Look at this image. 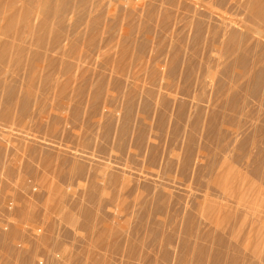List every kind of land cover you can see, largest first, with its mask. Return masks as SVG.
<instances>
[{"label":"rangeland","instance_id":"374dc122","mask_svg":"<svg viewBox=\"0 0 264 264\" xmlns=\"http://www.w3.org/2000/svg\"><path fill=\"white\" fill-rule=\"evenodd\" d=\"M2 1L0 264H182L184 260L191 264L195 262V251L198 252L200 247H208L209 250L215 248L210 254L209 250L205 249V254H209L208 257L205 255L206 263L211 264L218 251H231L230 246L227 248V244L231 245L230 242L232 246L243 249L244 256L246 255L243 260L246 258L247 264H264V183L260 181H264V175L260 173L263 178L257 175L260 179H252L254 176L251 172L253 168H256L253 171L255 176L259 169L264 172V153L257 149L262 142L260 146L264 151V129L261 130L264 126L260 127L264 122V93H261L263 87L258 89L263 95L259 94L263 99L261 100L257 98L258 94L249 89L248 84L251 82L248 79H237L238 83H233L234 73H221L227 64L226 61L230 60V57L225 58L222 42H217L216 38L215 41L212 40L215 42L213 44L203 36L202 41L197 44L193 36L200 21V24L206 23L204 27L208 23L211 24L212 29L214 25L224 22L218 13L207 8V4L211 2L215 9L225 14V30L229 27L227 29L230 31H227L232 32L226 31L229 33L226 34L228 37L234 32V42L247 47L250 53L248 56L258 52L264 53V34L260 36L252 31L248 33L247 27H240L230 21V18H233L249 26H254L255 23L258 26L260 23L259 26L264 28V19L261 18L263 16L256 11L257 4H264V0H87L86 5L81 2L79 6L78 2H68L67 9L65 8L68 11H64L66 14L64 13L62 18L54 11L58 3L55 1L56 3L50 2L53 8L45 19L42 18L44 15L39 13L44 7L41 6L44 5L43 0ZM219 2L226 3L224 5ZM58 5L60 2L57 8ZM24 9H31L29 11L32 12ZM25 15L30 17L28 21ZM79 16H83L82 19ZM43 19L46 27L40 30ZM246 34L253 37L249 36L247 39ZM227 36L225 43L230 40ZM227 58L228 60H225ZM200 75L208 76L204 78L205 82ZM218 81L222 82L219 85L223 84L238 97L228 95L227 92L231 93L228 90L221 92ZM184 87H187V90ZM188 89H191L189 95L182 92ZM249 91L255 95L252 97ZM233 92L231 94H234ZM214 93H217V96ZM222 93H225L227 99L232 97V102L226 100ZM214 119L217 125L224 120L227 125L231 124L227 128L224 121L226 126L221 123L217 126ZM209 120L214 122L217 132ZM209 125H212V128ZM219 126L222 129H218ZM227 131L230 134L226 133ZM221 132L226 138L219 134ZM251 133L257 135L254 137ZM250 136L256 148L251 144L253 141L248 140ZM254 138L260 143L256 144ZM241 140L245 142L243 143L246 150L243 145L238 146L237 143ZM224 142H230V146H225ZM217 143L219 147L216 146ZM246 143L248 144L245 145ZM250 147L254 153H261L262 163L255 159L256 165L252 164L254 157ZM247 150V155L252 158L246 155ZM258 153L254 156L259 160L256 156ZM241 156H246L245 160ZM213 158H217V162L221 161L214 166L216 161L213 162ZM208 161L214 167L209 166ZM204 163H207V168H212L209 169L212 173ZM197 165L205 168L199 172ZM195 169L198 173H203L202 177L211 178L209 186H206V183H209L206 179H199V183L205 184L198 183L201 174H197ZM236 170H241L244 178ZM247 170H250L249 174L253 177L246 174ZM194 183L201 187L197 188ZM203 186L208 187L206 189L210 193L206 194ZM197 197L199 198L196 200ZM210 199L220 203L211 202ZM189 213L193 215L188 216ZM187 218L193 220V223L197 222L191 224L192 221ZM190 224L197 226L192 227L196 234L199 230L197 236ZM198 225L203 228L199 229ZM209 227L214 230L208 229ZM189 229L194 234H191ZM207 230H212L213 236L207 234ZM200 231L206 234L200 235ZM197 237L206 238V241L202 240L204 245L197 243ZM198 241L202 243L201 240ZM207 242L209 244H206ZM237 248L234 247L232 252H237ZM184 252L189 256L184 255ZM222 253L220 259L224 257L225 262H228L230 259L226 261V258L228 259L230 252L224 256ZM236 254L234 256L242 262L243 255ZM180 256L183 258H178ZM210 256H213L212 260ZM234 259L238 260L236 257ZM237 262L235 264H241Z\"/></svg>","mask_w":264,"mask_h":264},{"label":"bare ground","instance_id":"6f19581e","mask_svg":"<svg viewBox=\"0 0 264 264\" xmlns=\"http://www.w3.org/2000/svg\"><path fill=\"white\" fill-rule=\"evenodd\" d=\"M4 1H5V0H4ZM7 1H8V0H7ZM31 1H32V0H31ZM34 1H37V0H34ZM41 1H42V0H40V2H41ZM55 1L58 2V3L60 2V5H58V8H57V4H58V3L56 4V6H55L56 9H55L54 11H55L56 14L59 15V17H61V18H62V16H64V13H65L64 11H66L65 8H66V6L68 5V4H67L68 2H69V3H70V2H71V3H72V2H78L77 6H79V4H81V2H84L85 5H86V3H87V0H74V1H73V0H43L42 2H44V3H42V4H44V5H41V6H44V7H43L42 9H40L41 11H39V13L41 12L42 15H44V17H42V18L45 19V18L49 15L50 11L52 10L51 8H53V7H51V4H52V3H50V2H55ZM88 1H89V0H88ZM90 1H91V0H90ZM147 1H148V0H147ZM152 1H153V0H152ZM165 1H166V0H165ZM195 1H196V0H195ZM254 1H255V0H254ZM1 2H3V1L0 0V3H1ZM29 2H30V1H29ZM56 2H55V3H56ZM79 2H80V3H79ZM107 2H108V1H107ZM159 2H160V1H159ZM159 2H158V3H159ZM200 2H201V0H200ZM256 2H257V1H256ZM55 3H54V4H55ZM150 3H151V1H150ZM168 3H169V2H168ZM190 3H191V2H190ZM203 3H204V1H203ZM219 3H222V4L225 5L226 2H219ZM148 4H149V3H148ZM222 4H221V5H222ZM11 5H12V3H11ZM15 5H16V4H15ZM38 5H40V4H38ZM85 5H84V6H85ZM144 5H145V4H144ZM171 5H172V4H171ZM195 5H196V4H195ZM215 5L217 6L216 3H215ZM52 6H54V5H52ZM70 6H71V4H70ZM70 6H69V7H70ZM80 6H81V5H80ZM122 6H123V5H122ZM137 6H138V5H137ZM164 6H165V5H164ZM168 6H169V5H168ZM12 7H13V6H12ZM12 7H11V8H12ZM30 7L32 8V6H30ZM33 7H34V6H33ZM38 7H39V6H38ZM75 7H76V6H75ZM153 7H154V5H153ZM192 7H193V5H192ZM7 8H8V7H7ZM15 8H16V7H15ZM28 8H29V7H28ZM39 8H41V7H39ZM70 8H71V7H70ZM79 8H80V7H79ZM85 8H86V7H85ZM172 8H173V7H172ZM189 8H190V7H189ZM207 8H208L210 11H212V12H216V13H218L219 16L222 17V18L224 19V20H223L224 22H223V23L218 22V23H220V24H218V25H216V26H215L214 24H212V25H214V26H213V29H212V27H211V24H209V23H208V25H207L206 27H204V25H205L206 23L203 25V24H200L201 21L198 22V25L196 24V25H197V32H196L195 35H193V36H195V39H196V40H195V43L198 44V42L203 38V36H204L205 38H208V39L211 40V41H212V40L215 41L216 38H217V39H218L217 42H222V44L224 45V46L222 45V47H223V51H224L225 58H226V57H228V58L230 57V60H228V58L225 59V60H228V61H226L227 64L224 65L223 72H221V73H222V74H225V75H226V73H230L229 75H231V73H234V75H233V77H232V78H233V83H235V82L238 83V80H237V79H241V78H246V79H248V80L251 82V83L248 82V83H250V84H248V85H249V89H250L252 92H255V94H258V95H257V98H258V97H259V94H261L262 91H263V93H264V90H263V89H264V53H259V52H258V53H254L253 55L251 54V55L248 56V53H249V52H248V48H247V47H243L241 44L234 42V41H235V40H234V37H233V36L235 35L234 32H233V34H231V35L229 36L230 38L227 36V35H229V33H232V32H229L230 30L227 29V28H229V27H227L226 30H225V14H223L222 11H218V9H215V6H214L211 2H210L209 4H207ZM218 8H220V7H218ZM256 8H257L256 11H257L261 16H263V17H261V18L264 19V4H262V5H260V6H258V4H257V7H256ZM66 9H67V8H66ZM86 9H87V8H86ZM86 9H85V11H86ZM88 9H89V8H88ZM127 9H128V8H127ZM131 9H132V8H131ZM150 9H151V8H150ZM204 9H205V8H204ZM232 9H233V8H232ZM250 9H251V8H250ZM21 10H22V9H21ZM24 10H25V9H24ZM26 10H28V9H26ZM26 10H25V11H26ZM29 10H31V9H29ZM29 10H28V11H29ZM81 10H82V8H81ZM81 10H80V11H81ZM83 10H84V9H83ZM140 10H141V9H140ZM169 10H170V9H169ZM172 10H173V9H172ZM194 10H195V9H194ZM221 10H222V9H221ZM0 11H1V10H0ZM15 11H16V10H15ZM34 11H35V10H34ZM54 11H52V12H54ZM67 11H68V10H67ZM67 11H66V12H67ZM157 11H158V10H157ZM207 11H208V10H207ZM233 11H234V10H233ZM31 12H32V11H31ZM31 12L29 11V13H31ZM52 12H51V13H52ZM55 12H54V13H55ZM136 12H137V11H136ZM224 12H225V10H224ZM254 12H255V10H254ZM1 13H2V11H1ZM4 13H5V12H4ZM36 13H37V12H36ZM78 13H79V12H78ZM80 13H81V12H80ZM85 13H86V12H85ZM127 13H128V12H127ZM130 13H131V10H130ZM130 13H128V14H130ZM157 13H158V12H157ZM160 13H161V12H160ZM164 13H165V12H164ZM5 14H6V13H5ZM13 14H15V13H13ZM65 14H66V13H65ZM73 14H74V13H73ZM87 14H88V11H87ZM113 14H114V13H113ZM192 14L194 15V13H192ZM208 14H209V13H208ZM232 14H233V13H232ZM252 14H253V13H252ZM16 15H17V14H15V16H16ZM84 15H85V14H84ZM91 15H92V14H91ZM135 15H138V14H135ZM156 15H157V14H156ZM174 15H175V14H174ZM202 15H203V14H202ZM233 15H234V14H233ZM12 16H13V15H12ZM15 16H14V17H15ZM38 16H39V15H38ZM54 16H55V15H54ZM54 16H53V17H54ZM85 16H86V15H85ZM113 16H114V15H113ZM132 16H133V15H132ZM210 16H211V15H210ZM258 16H259V15H258ZM6 17H7V16H6ZM9 17H10V16H9ZM24 17L26 18L27 15H25ZM28 17H29V16H28ZM28 17H27V18H28ZM77 17H78V16H77ZM79 17H80V16H79ZM82 17H83V16H82ZM82 17H80V18L82 19ZM86 17H87V16H86ZM119 17H120V16H119ZM133 17H134V16H133ZM211 17H212V16H211ZM233 17H234V16H233ZM25 18H24V19H25ZM27 18H26V19H27ZM29 18H30V17H29ZM29 18L27 19V21L29 20ZM33 18H34V17H33ZM35 18H36V16H35ZM42 18H41V19H42ZM47 18H48V17H47ZM64 18H65V17H64ZM80 18H79V19H80ZM161 18H162V17H161ZM173 18H174V17H173ZM173 18H172V20H173ZM192 18H193V17H192ZM5 19H6V18H5ZM5 19H4V20H5ZM7 19H9V18H7ZM13 19H14V18H13ZM36 19H37V18H36ZM41 19H40V20H41ZM44 19L42 20L41 26H40L39 24H37V25L40 26V30H41V29L44 30L45 27H46V26H45V25H46V24H45L46 22H45ZM55 19H56V17H55ZM90 19H91V18H90ZM121 19H122V18H121ZM155 19H156V18H155ZM182 19H183V18H182ZM200 19H201V18H200ZM209 19H210V18H209ZM217 19H218V17H217ZM230 19H231L230 21H231L233 24H238V25H240V27H247V32H248V33H250V32L252 31L253 34H257V35H260V36H262V34H264V28L261 27V26H259L260 23H258V24H259L258 26H256L257 23H255L254 26H253V25H252V26H249V25H246V24L244 25L243 23H240V21L238 22L237 20H235V19H233V18H230ZM37 20H38V19H37ZM83 20H84V19H83ZM87 20H88V19H87ZM93 20H94V19H93ZM93 20H91V21H93ZM167 20H168V19H167ZM194 20H195V18H194ZM5 21H6V20H5ZM9 21H10V20H9ZM30 21H31V20H30ZM46 21H48V20L46 19ZM81 21H82V20H81ZM131 21H132V20H131ZM197 21H198V20H197ZM258 21H259V19H258ZM15 22H16V21H15ZM15 22H14V23H15ZM40 22H41V21H40ZM55 22H56V21H55ZM61 22L63 23V21H61ZM77 22H78V21H77ZM84 22H85V21H84ZM88 22L91 24L90 20H89ZM124 22H125V21H124ZM143 22H144V21H143ZM207 22H208V21H207ZM213 22H214V21H213ZM231 22H230V24H231ZM251 22H252V21H251ZM9 23H11V22H9ZM14 23H13V24H14ZM36 23H37V22H36ZM53 23H54V21H53ZM85 23H86V22H85ZM139 23H140V22H139ZM194 23H195V22H194ZM194 23H193V24H194ZM216 23H217V22H216ZM1 24H2V23H1ZM18 24H19V23H18ZM31 24H32V23H31ZM55 24H56V23H55ZM90 24H89V25H90ZM114 24H115V23H114ZM128 24H129V22H128ZM170 24H171V23H170ZM228 24H229V23H228ZM233 24H232V25H233ZM249 24H250V23H249ZM252 24H253V23H252ZM11 25H12V24H11ZM14 25H15V24H14ZM19 25H20V24H19ZM47 25H48V24H47ZM226 25H227V24H226ZM262 25H264V24H262ZM6 26L9 27L7 24H6ZM12 26H13V25H12ZM22 26H23V25H22ZM49 26H50V25H49ZM53 26H54V25H53ZM53 26H52V27H53ZM60 26H61V24H60ZM115 26H116V24H115ZM126 26H127V24H126ZM132 26H133V25H132ZM172 26H173V25H172ZM194 26H195V25H194ZM229 26H231V25H229ZM7 27H5V28L7 29ZM14 27H15V26H14ZM14 27H13V28H14ZM30 27H31V26L29 25V28H30ZM55 27H56V26H55ZM129 27H130V26H129ZM129 27H128V28H129ZM133 27H135V26H133ZM136 27H137V26H136ZM173 27H174V26H173ZM195 27H196V26H195ZM233 27H235V25H234ZM10 28H12V27H10ZM10 28H9V29H10ZM17 28H18V27H17ZM29 28H28V29H29ZM59 28H60V27H59ZM84 28H85V25H84ZM119 28H121V27H119ZM138 28H139V27H138ZM190 28H191V27H190ZM2 29H3V28H2ZM24 29H25V28H24ZM36 29H37V28H36ZM49 29H50V28H49ZM52 29H53V28H52ZM57 29H58V28H57ZM85 29H86V28H85ZM131 29H132V28H131ZM183 29H184V28H183ZM231 29H232V27H231ZM234 29H235V28H234ZM19 30H20V29H19ZM31 30H32V29H31ZM55 30H56V29H55ZM90 30H91V29H90ZM128 30H129V29H128ZM143 30H144V29H143ZM186 30H187V28H186ZM227 30H229V31H227ZM238 30H239V29H238ZM244 30H245V29H244ZM2 31H3V30H2ZM10 31H11V29L9 30V32H10ZM56 31H57V30H56ZM63 31H64V30H63ZM80 31H81V30H80ZM91 31H92V30H91ZM118 31H119V30H118ZM145 31H146V30H145ZM195 31H196V30H195ZM195 31H194V32H195ZM226 31L229 32V33H227ZM231 31H232V30H231ZM242 31H243V30H242ZM249 31H250V32H249ZM5 32H7V31H5ZM14 32H15V31H14ZM18 32H19V31H18ZM48 32H49V31H48ZM78 32H79V30H78ZM98 32H99V31H98ZM137 32H138V31H137ZM150 32H151V31H150ZM178 32H179V31H178ZM245 32H246V31H245ZM1 33H2V32H1ZM37 33H38V32H37ZM56 33H57V32H56ZM58 33H59V31H58ZM83 33H84V32H83ZM121 33H122V32H121ZM121 33H120V34H121ZM141 33H142V32H141ZM172 33H173V32H172ZM172 33H171V34H172ZM191 33H192V32H191ZM5 34H6V33H5ZM19 34H20V33H19ZM39 34H40V33H39ZM47 34H48V33H47ZM73 34H74V33H73ZM73 34H72V35H73ZM77 34H78V33H77ZM118 34H119V33H118ZM145 34H146V32H145ZM226 34H227V35H226ZM0 35H1V34H0ZM45 35H46V34H45ZM50 35H51V34H50ZM56 35H57V34H56ZM60 35H61V34H60ZM132 35H133V34H132ZM134 35H135V34H134ZM155 35H156V34H155ZM185 35H186V34H185ZM188 35H189V34H188ZM246 35H247V36H246L247 39L251 37L250 35H249V36H250V37H249L248 34H246ZM7 36H8V35H7ZM37 36H38V35H37ZM65 36H66V35H65ZM125 36H126V35H125ZM225 36H227L228 39H230V40H227V41H226L227 43H225ZM5 37H6V36H5ZM56 37H57V36H56ZM126 37H127V36H126ZM128 37H129V36H128ZM137 37H138V36H137ZM137 37H135V38H137ZM164 37H165V36H164ZM227 37H226V38H227ZM252 37H253V36H252ZM252 37H251V38H252ZM254 37H255V36H254ZM15 38H16V37H15ZM31 38H32V37H31ZM40 38H41V36H40ZM42 38H44V37H42ZM58 38H59V37H58ZM58 38H56V39H58ZM77 38H78V37H77ZM133 38H134V37H133ZM205 38H204V39H205ZM17 39H18V38H17ZM36 39H37V38H36ZM75 39H76V38H75ZM125 39H127V38H125ZM130 39H132V38H130ZM160 39H161V38H160ZM45 40H46V39H45ZM92 40H93V39H92ZM174 40H175V39H174ZM190 40H192V39H190ZM209 40H207V41L209 42ZM10 41H11V39H10ZM83 41H84V40H83ZM111 41H112V40H111ZM130 41H131V40H130ZM179 41H180V40H179ZM201 41H202V40H201ZM201 41H200V42H201ZM207 41H206V42H207ZM41 42H42V41H41ZM98 42H99V41H98ZM132 42H133V41H132ZM159 42H160V41H159ZM161 42H162V41H161ZM193 42H194V41H193ZM208 42H207V43H208ZM212 42H213V41H212ZM17 43H19V42H17ZM42 43H43V42H42ZM133 43H134V42H133ZM214 43H215V42H213V44H214ZM228 43H229V44H228ZM19 44H20V43H19ZM24 44H26L25 41H24ZM43 44H44V43H43ZM95 44H96V43H95ZM98 44H99V43H98ZM163 44H164V43H163ZM168 44H169V43H168ZM203 44H204V43H203ZM208 44H209V43H208ZM231 44H232V45H231ZM1 45H2V43H1ZM7 45H8V44H7ZM13 45H14V44H13ZM22 45H23V43H22ZM48 45H49V44H48ZM92 45H93V44H92ZM199 45H200V44H199ZM243 45H244V44H243ZM17 46H18V45H17ZM43 46H44V45H43ZM105 46H106V45H105ZM227 46H228V47H227ZM249 46H251V44H250ZM2 47H3V46H2ZM10 47H11V46H10ZM12 47H13V46H12ZM14 47H15V46H14ZM32 47H33V46H32ZM35 47H36V46H35ZM44 47H46V46H44ZM114 47H115V46H114ZM173 47H174V46H173ZM199 47H200V46H199ZM216 47H217V46H216ZM101 48L103 49V47H101ZM134 48H135V47H134ZM178 48H179V47H178ZM193 48H194V47H193ZM5 49H6V48H5ZM107 49H108V48H107ZM138 49H139V48H138ZM173 49H174V48H173ZM182 49H183V48H182ZM22 50H24V49H21V51H22ZM184 50H185V49H184ZM194 50H195V49H194ZM3 51H4V49H3ZM63 51H64V50H63ZM100 51H101V50H100ZM100 51H99V52H100ZM106 51H107V50H106ZM7 52H8V51H7ZM25 52H26V51H25ZM25 52H24V53H25ZM107 52H109V51H107ZM177 52H178V51H177ZM190 52H191V51H190ZM190 52H189V53H190ZM216 52H217V51H216ZM4 53H5V52H4ZM183 53H184V52H183ZM13 54H14V52H13ZM19 54H20V53H19ZM19 54H17V55H19ZM22 54H23V52H22ZM44 54H45V52H44ZM140 54H141V53H140ZM150 54H151V53H150ZM249 54H250V53H249ZM14 55H15V54H14ZM24 55H25V54H24ZM185 55H186V54H185ZM187 55H188V54H187ZM221 55H222V54H221ZM224 55H223V56H224ZM87 56H88V55H87ZM101 56H102V55H101ZM191 56H192V55H191ZM214 56H215V55H214ZM55 57H56V56H55ZM84 57H85V56H84ZM132 57H133V56H132ZM194 57H195V56H194ZM198 57H199V56H198ZM45 58H46V57H45ZM146 58H147V57H146ZM199 58H200V57H199ZM7 59H8V58H7ZM9 59H10V58H9ZM22 59H23V58H22ZM26 59H27V58H26ZM95 59H96V58H95ZM98 59H99V58H98ZM106 59H107V58H106ZM12 60H13V59H12ZM149 60H150V59H149ZM187 60H189V59H187ZM8 61H9V60H8ZM8 61H7V62H8ZM17 61H18V60H17ZM19 61H20V60H19ZM24 61H25V60H24ZM30 61H31V60H30ZM61 61H62V60H61ZM75 61H76V60H75ZM137 61H138V60H137ZM145 61H146V60H145ZM53 62H54V61H53ZM102 62H103V61H102ZM194 62H195V61H194ZM24 63H25V62H24ZM24 63H23V64H24ZM79 63H80V62H79ZM84 63H85V62H84ZM129 63H130V62H129ZM187 63H188V62H187ZM191 63H192V62H191ZM221 63H222V62H221ZM76 64H77V62H76ZM87 64H88V63H87ZM198 64H199V63H198ZM198 64H197V65H198ZM129 65H130V64H129ZM129 65H128V66H129ZM201 65H202V64H201ZM87 66H88V65H87ZM150 66H151V65H150ZM187 66H188V65H187ZM191 67H192V66H191ZM18 68H19V67H18ZM145 68H146V67H145ZM156 68H157V67H156ZM203 68H204V67H203ZM27 70H28V69H27ZM53 71H54V70H53ZM109 71H110V70H109ZM5 72H6V71H5ZM128 72H129V71H128ZM6 73H7V72H6ZM202 73H203V72H202ZM206 73H207V72H206ZM235 73H236V74H235ZM39 74H40V73H39ZM57 74H58V73H57ZM108 74H109V73H108ZM207 74H209V73H207ZM227 75H228V74H227ZM229 75H228V76H229ZM198 76H199V75H198ZM200 76H202V75H200ZM204 76H205V75H203V76L201 77V78H203V81H204V78H206V77L208 78V76H205V77H204ZM213 76H214V74H213ZM57 77H58V76H57ZM102 77H103V76H102ZM123 77H124V76H123ZM127 77H128V76H127ZM161 77H162V76H161ZM209 77H211V75H210ZM45 78H46V77H45ZM218 78H219V77H218ZM130 79H131V78H130ZM234 79H235V81H234ZM1 80H2V78H1ZM6 80H7V79H6ZM125 80H126V79H125ZM206 80H207V79H206ZM209 80H210V79H209ZM211 80H212V77H211ZM2 81H3V80H2ZM2 81H1V82H2ZM55 81H56V80H55ZM159 81H160V79H159ZM203 81H202V82H203ZM231 81H232V80H231ZM1 82H0V83H1ZM4 82H5V81H4ZM45 82H46V81H45ZM112 82H113V81H112ZM126 82H127V81H126ZM171 82H172V81H171ZM204 82H205V81H204ZM206 82H207V81H206ZM99 83H100V82H99ZM106 83H107V82H106ZM149 83H150V82H149ZM160 83H161V82H160ZM219 83H222V82L218 81V85H219ZM243 83H244V82H243ZM34 84H35V83H34ZM36 84H37V83H36ZM115 84H116V83H115ZM161 84H162V83H161ZM167 84H169V83H167ZM187 84H188V83H187ZM47 85H48V84H47ZM47 85H46V86H47ZM55 85H56V84H55ZM101 85H102V84H101ZM128 85H129V84H128ZM200 85H201V84H200ZM216 85H217V83H216ZM216 85H215V86H216ZM221 85H223V84H221ZM221 85H219V87H218L219 90H220L221 92H227L228 89H226V88L224 87V85H223V86L221 87V89H220V86H221ZM236 85H237V84H236ZM245 85H246V82H245ZM250 85H251V88H250ZM36 86H37V85H36ZM79 86H80V85H79ZM152 86H153V85H152ZM158 86H159V85H158ZM162 86H163V84H162ZM187 86H188V85H187ZM189 86H190V85H189ZM205 86H206V85H205ZM243 86H244V85H243ZM243 86H242V87H243ZM261 86L263 87V89L261 88L262 90H261V93H260V92H258V91L260 90L259 88H260ZM7 87H8V86H7ZM49 87H50V86H49ZM83 87H84V86H83ZM102 87H103V86H102ZM108 87H109V86H108ZM115 87H116V86H115ZM175 87H176V86H175ZM231 87H232V86H231ZM128 88H129V87H128ZM130 88H131V87H130ZM173 88H174V87H173ZM216 88H217V87H216ZM218 88H217V89H218ZM222 88H223V89H222ZM245 88H246V86H245ZM247 88H248V86H247ZM8 89H9V88H8ZM48 89H49V88H48ZM111 89H112V88H111ZM136 89H137V88H136ZM184 89L187 90V87H186V88L184 87ZM192 89H193V88H192ZM197 89H198V87H197ZM203 89H204V88H203ZM258 89H259V90H258ZM0 90H1V89H0ZM124 90H125V89H124ZM169 90H170V89H169ZM186 90H184V91L182 90V92H183V93H186V92H187V94L189 95V93L191 92V91H190L191 89H190V90L188 89L189 92L186 91ZM225 90H226V91H225ZM243 90H244V89H243ZM5 91H6V90H5ZM126 91H128V89H126ZM126 91H125V92H126ZM129 91H130V90H129ZM133 91H134V90H133ZM133 91H132V92H133ZM212 91H213V90H212ZM228 91H231V93L233 92V91L230 90V89H229ZM246 91L248 92L247 89H246ZM21 92H22V91H21ZM72 92H73V91H72ZM125 92H124V93H125ZM162 92H164V91H162ZM196 92H197V91H196ZM199 92H200V91H199ZM201 92H202V90H201ZM249 92H250V91H249ZM252 92H250V95H252ZM256 92H257V93H256ZM43 93H44V92H43ZM124 93H123V94H124ZM137 93H138V91H137ZM183 93H182V94H183ZM217 93H218V95H219V92H217ZM217 93H216V94H217ZM229 93H230V92H229ZM229 93L227 92V94L230 95V96H231V95H234L235 97H238V95L236 96V93H234V92H233L234 94H231V93L229 94ZM79 94H80V93H79ZM87 94H88V93H87ZM169 94H170V93H169ZM171 94H172V93H171ZM205 94H206V93H205ZM214 94H215V93H214ZM216 94H215V95H216ZM224 94H225V93H224ZM224 94L222 93V95L225 97ZM253 94H254V93H253ZM255 94H254V95H255ZM0 95H1V93H0ZM24 95H25V94H24ZM71 95H72V94H71ZM138 95H139V94H138ZM174 95H175V94H174ZM191 95H192V94H191ZM201 95H202V94H201ZM222 95H221V96H222ZM254 95H252V97H253ZM261 95H262V94H261ZM261 95H260V97H259L258 99L261 98V100H263L264 98L262 99ZM20 96H21V95H20ZM83 96H84V95H83ZM87 96H88V95H87ZM109 96H110V95H109ZM135 96H136V95H135ZM140 96H141V95H140ZM163 96H164V95H163ZM179 96H180V95H179ZM197 96H198V94H197ZM202 96H203V95H202ZM216 96H217V95H216ZM230 96H228V97H230ZM234 96H233V97H234ZM262 96H263V95H262ZM18 97H19V96H17V98H18ZM22 97H23V96H22ZM68 97H69V96H68ZM182 97H183V96H182ZM199 97H200V96H199ZM255 97H256V96H255ZM3 98H4V97H3ZM7 98H8V97H7ZM80 98H81V97H80ZM163 98H164V97H163ZM195 98H196V97H195ZM217 98H218V97H217ZM15 99H16V98H15ZM20 99H21V98H20ZM36 99H37V98H36ZM69 99H70V97H69ZM104 99H105V97H104ZM117 99H118V98H117ZM117 99H116V100H117ZM189 99H190V98H189ZM202 99H203V98H202ZM207 99H208V98H207ZM225 99H226V100H229V102H232V101H230V100L232 99V97L229 98V99H227V98L225 97ZM234 99H236V98H233V100H234ZM16 100H17V99H16ZM16 100H15V101H16ZM63 100H64V99H63ZM72 100H73V99H72ZM118 100H119V99H118ZM118 100H117V101H118ZM124 100H125V99H124ZM193 100H194V99H193ZM203 100H204V99H203ZM218 100H219V99H218ZM9 101H10V100H9ZM11 101H12V100H11ZM33 101H34V100H33ZM209 101H210V100H209ZM115 102H116V101H115ZM184 102H185V101H184ZM203 102H204V101H203ZM206 102H207V101H206ZM215 102H217V101H215ZM222 102H223V101H222ZM224 102H226V104H228L227 101L224 100ZM259 102H260V101H259ZM11 103H12V102H11ZM11 103H10V104H11ZM34 103H35V102H34ZM61 103H62V102H61ZM83 103H84V102H83ZM119 103H120V102H119ZM139 103H140V102H139ZM149 103H150V102H149ZM151 103H152V102H151ZM178 103H179V102H178ZM186 103H187V102H186ZM14 104H15V103H14ZM16 104H17V103H16ZM23 104H24V103H23ZM84 104H85V103H84ZM206 104H207V103H206ZM229 104H231V103H229ZM24 105H25V104H24ZM34 105H35V104H34ZM81 105H82V104H81ZM115 105H116V104H115ZM133 105H134V104H133ZM178 105H179V104H178ZM180 105H181V103H180ZM193 105H194V104H193ZM193 105H192V106H193ZM197 105H198V102H197ZM204 105H205V104H204ZM207 105H209V104H207ZM218 105H219V104H218ZM222 105H223V104H222ZM232 105H233V104H232ZM0 106H1V105H0ZM15 106H16V105H15ZM63 106H64V105H63ZM63 106H62V107H63ZM68 106H69V105H68ZM126 106H127V104H126ZM128 106H129V105H128ZM224 106H225V105H224ZM224 106H223V107H224ZM226 106H227V105H226ZM240 106H241V105H240ZM115 107H116V106H115ZM148 107H149V106H148ZM195 107H196V106H195ZM22 108H23V107H22ZM77 108H78V106H77ZM110 108H111V107H110ZM145 108H146V107H145ZM150 108H151V106H150ZM155 108H156V107H155ZM179 108H180V107H179ZM179 108H178V109H179ZM125 109H126V108H125ZM128 109H129V108H128ZM130 109H131V108H130ZM146 109H147V108H146ZM187 109H188V108H187ZM245 109H246V108H245ZM19 110H20V108H19ZM31 110H32V109H31ZM66 110H67V108H66ZM110 110H111V109H110ZM131 110H132V109H131ZM173 110H174V109H173ZM180 110H181V109H180ZM10 111H11V110H10ZM78 111H79V110H78ZM119 111H120V110H119ZM148 111H149V110H148ZM209 111H210V110H209ZM217 111H218V109H217ZM229 111H231V110H229ZM1 112H2V111H1ZM48 112H49V111H48ZM63 112H64V111H63ZM65 112H66V111H65ZM67 112H68V111H67ZM79 112H80V111H79ZM93 112H94V111H93ZM133 112H134V111H133ZM163 112H164V111H163ZM231 112H232V111H231ZM233 112H234V111H233ZM127 113H129V112H127ZM134 114H135V113H133V115H134ZM138 114H139V113H138ZM152 114H153V113H152ZM163 114H164V113H163ZM171 114H172V113H171ZM188 114H189V113H188ZM229 114H230V113H229ZM231 114H232V113H231ZM235 114H236V113H235ZM247 114H248V113H247ZM2 115H3V114H2ZM12 115H13V114H12ZM17 115H18V114H17ZM48 115H49V114H48ZM59 115H60V114H59ZM94 115H95V114H94ZM119 115H120V114H119ZM130 115H131V114H130ZM144 115H145V114H144ZM175 115H176V114H175ZM225 115H226V114H225ZM19 116H20V115H19ZM46 116H47V115H46ZM139 116H140V115H139ZM139 116H138V117H139ZM145 116H146V115H145ZM153 116H154V115H153ZM189 116H190V115H189ZM232 116H233V115H232ZM70 117H71V116H70ZM184 117H185V116H184ZM213 117H214V116H213ZM234 117H235V116H234ZM63 118H65V117H63ZM99 118H100V117H99ZM186 118H187V117H186ZM214 118H215V117H214ZM36 119H37V118H36ZM101 119H102V118H101ZM211 119H212V117H211ZM224 119H225V118H224ZM224 119H223V120H224ZM10 120H11V119H9V121H10ZM18 120H19V119H18ZM47 120H48V119H47ZM97 120H98V118H97ZM112 120H113V119H112ZM183 120H184V119H183ZM196 120H197V119H196ZM203 120H204V119H203ZM214 120H215V119H214ZM225 120H226V119H225ZM225 120H224V121H225ZM62 121H63V120H62ZM209 121L211 122V120H209ZM217 121H218V119H217ZM224 121H223V123H224ZM241 121H242V120H241ZM11 122H12V121H11ZM76 122H77V121H76ZM98 122H99V121H98ZM130 122H131V121H130ZM155 122H156V121H155ZM226 122H227V121H225V123H226ZM229 122H231V121H229ZM68 123H69V122H68ZM198 123H199V122H198ZM211 123H212V125H213V127H214V126H215V125H214V122L212 121ZM220 123L223 124L222 122H219L218 125H220ZM263 123H264V122L261 123L260 127H261V126H262V127L264 126ZM5 124H6V123H5ZM69 124H70V123H69ZM138 124H139V122H138ZM209 124H210V123H209ZM215 124L217 125L216 120H215ZM230 124H231V123H229V125H230ZM262 124H263V125H262ZM133 125H135V124L133 123ZM212 125H211V126H212ZM218 125H217V126H218ZM223 125L226 126L227 123H226V125H225V124H223ZM229 125H227L226 127L228 128ZM9 126H10V125H9ZM83 126H84V124H83ZM194 126H195V125H194ZM197 126H199V125H197ZM211 126L209 125V127H211ZM232 126H233V125H232ZM238 126H239V128L241 127L239 124H238ZM238 126H237V127H238ZM18 127H19V126H18ZM66 127H67V126H66ZM90 127H91V126H90ZM5 128H6V127H5ZM7 128H8V127H7ZM19 128H20V127H19ZM35 128H36V127H35ZM150 128H151V127H150ZM194 128H195V127H194ZM211 128H212V127H211ZM220 128L222 129V127L219 126L218 129H220ZM223 128L225 129V127H223ZM230 128H231V127H230ZM230 128H229V129H230ZM166 129H167V128H166ZM218 129H217V130H218ZM229 129H228V130H229ZM263 129H264V127L261 128L262 131H263ZM37 130H38V129H37ZM200 130H201V129H200ZM214 130L216 131V126H215ZM225 130H226V129H225ZM236 130H237V128H236ZM258 130H259V128H258ZM258 130H255V131H258ZM261 130H259V131L261 132ZM6 131L8 132L9 130H6ZM6 131H5V132H6ZM43 131H44V129H43ZM70 131H71V130H70ZM79 131H80V130H79ZM154 131H155V130H154ZM163 131H164V130H163ZM210 131H211V130H210ZM215 131H214V132H215ZM218 131H221V130H218ZM229 131L232 132L231 130H229ZM229 131H227L226 133H228ZM259 131H258V132H259ZM17 132H18V131H17ZM85 132H86V131H85ZM151 132H152V131H151ZM208 132H209V130H208ZM216 132H217V131H216ZM216 132H215V134H216ZM230 132H229V134H230ZM35 133H36V132H35ZM100 133H101V132H100ZM107 133H108V132H107ZM211 133H212V132H211ZM91 134H92V133H91ZM104 134H105V133H104ZM194 134H195V133H194ZM209 134H210V133H209ZM219 134L221 135L222 132L219 133ZM251 134H253L254 137H255V135H257V133H256V134H255V133H251ZM7 135H8V134H7ZM95 135H96V134H95ZM98 135H99V134H98ZM120 135H121V134H120ZM196 135H197V133H196ZM234 135H235V134H234ZM89 136H91V135H89ZM183 136H184V135H183ZM202 136H203V135H202ZM222 136H225V134H222ZM222 136H221V137H222ZM150 137H151V136H150ZM156 137H157V136H156ZM164 137H165V136H164ZM218 137H219V136H218ZM227 137H228V135H227ZM248 137H249V136H248ZM248 137H247V139H248ZM152 138H153V137H152ZM207 138H208V137H207ZM225 138H226V136H225ZM231 138H232V137H231ZM231 138H230V139H231ZM252 138H253V136H252ZM23 139H25V138H23ZM90 139H91V138H90ZM90 139H89V140H90ZM172 139H173V138H172ZM211 139H212V134H211ZM223 139H224V138H223ZM109 140H110V139H109ZM122 140H123V139H122ZM147 140H148V139H147ZM224 140H226V139H224ZM224 140H222V141H224ZM239 140H240V139H239ZM243 140H245V139L243 138ZM248 140H249L250 142L253 141V140H251V136H250V138H249ZM254 140H256V139L254 138ZM16 141H17V140H16ZM57 141H58V140H57ZM176 141H177V140H176ZM198 141H199V140H198ZM220 141H221V140H220ZM226 141L228 142V140H226ZM234 141H235V140H234ZM245 141H246V140H245ZM60 142H61V141H60ZM77 142H78V141H77ZM98 142H99V141H98ZM114 142H115V141H114ZM150 142H151V141H150ZM218 142H219V141H218ZM241 142L243 143L244 141L241 140ZM241 142H240V143H241ZM247 142H248V141H247ZM148 143H149V142H148ZM213 143H214V141H213ZM229 143H230V142H229ZM229 143L227 144V143L224 142V144H226L225 146H227V145L230 146ZM240 143H237V144H239L238 146L242 147L241 145H243V147H244L243 149L246 150V149H245V146H244V143H245V142H244L243 144H240ZM253 143H254V141L251 142L252 146H254V148H256V147H255L256 145H253ZM259 143H260V142H259ZM259 143H257V140H256V144H259ZM261 143H262V142H261ZM261 143L259 144V146L257 145V146H258L257 149H258L259 151H262V152L264 153L262 146H260V145H262ZM8 144H9V143H8ZM54 144H55V143H54ZM67 144H69V143H67ZM146 144H147V143H146ZM151 144H152V143H151ZM160 144H161V142H160ZM181 144H182V142H181ZM215 144H216V143H215ZM218 144H219V143H217L216 146H218ZM220 144H222V143H220ZM224 144H223V145H224ZM247 144H248V143H246L245 145H247ZM249 144H250V143H249ZM254 144H255V143H254ZM64 145H65V143H64ZM98 145H99V144H98ZM197 145H198V144H197ZM223 145H222V147H224ZM233 145H234V144H233ZM62 146H63V145H62ZM108 146H109V145H108ZM195 146H196V145H195ZM219 146H220V145H219ZM219 146H218V147H219ZM252 146H251V147H252ZM66 147H67V146H66ZM105 147H106V146H105ZM164 147H165V146H164ZM199 147H200V146H199ZM222 147H220V148L222 149ZM248 147H249V145L247 146V149H248ZM251 147H250V148H251ZM80 148H81V147H80ZM112 148H113V147H112ZM128 148H129V147H128ZM162 148H163V147H162ZM169 148H170V147H169ZM227 148H228V147H227ZM229 148H230V147H229ZM238 148H239V147H238ZM250 148H249V149H250ZM254 148H253V149H254ZM260 148H261L262 150H261ZM87 149H88V148H87ZM116 149H117V148H116ZM151 149H152V148H151ZM206 149H207V148H206ZM218 149H219V148H218ZM221 149H220V150H221ZM240 149H242V148H240ZM72 150H73V149H72ZM119 150H120V149H119ZM177 150H178V149H177ZM183 150H184V149H183ZM194 150H195V149H194ZM251 150H252V148H251ZM168 151H169V150H168ZM241 151H243V150H241ZM255 151H256V150H255ZM259 151H256L255 153H258ZM118 152H119V151H118ZM248 152H249V150L246 151V155H247ZM252 152H253V153H252L251 155H253L254 160H252V159H250V160H252L251 162H252V164H254V166H255V165H256L255 162H254L255 159H257L256 161H258V163H259V161H260V157H261L262 155H260L261 153H260V154L258 153L259 155L256 154V156L259 157V160H258L257 157L255 158V156H254L255 153H254L253 150H252ZM87 153H88V152H87ZM112 153H113V152H112ZM130 153H131V152H130ZM240 153H242V152H240ZM6 154H7V153H6ZM11 154H12V153H11ZM166 154H167V153H166ZM188 154H190V153H188ZM225 154H226V152H225ZM244 154H245V153H243L242 156H244ZM248 154H249V153H248ZM201 155L203 156V154H201ZM239 155H240V154H239ZM251 155H247V156H251ZM67 156H68V155H67ZM92 156H93V155H92ZM96 156H97V155H96ZM109 156H110V155H109ZM126 156H127V155H126ZM223 156H224V155H223ZM229 156H230V155H228V157H229ZM232 156H233V154H232ZM236 156H237V155H236ZM236 156H235V157H236ZM242 156H241V157H242ZM5 157H6V156H5ZM132 157H133V156H132ZM178 157H179V156H178ZM189 157H190V156H189ZM195 157H196V156H195ZM203 157H204V156H203ZM209 157H211V156H209ZM224 157H225V156H224ZM85 158H86V157H85ZM121 158H122V157H121ZM140 158H141V157H140ZM160 158H161V157H160ZM164 158H165V157H164ZM199 158H200V157H199ZM233 158H234V157H233ZM244 158H246V156H245ZM244 158L242 157V159H244ZM248 158H250V157H248ZM251 158H252V156H251ZM261 158H262V157H261ZM90 159H91V157H90ZM209 159H210V158H209ZM223 159H225V158H223ZM231 159H232V158H231ZM237 159H238V158H237ZM262 159H263V158H262ZM91 160H92V159H91ZM108 160H109V159H108ZM125 160H127V159H125ZM125 160H124V161H125ZM199 160H200V159H199ZM207 160H208V159H207ZM214 160H215V159L213 158V162H214ZM216 160H217V158H216ZM216 160H215V161H216ZM244 160H245V159H244ZM244 160H243V161H244ZM0 161H1V160H0ZM84 161H85V159H84ZM88 161H89V160H88ZM219 161H221V160H219ZM219 161H218V162L216 161L215 163H213V165H214V166L217 165L216 163H219ZM233 161H235V160H233ZM248 161H249V160H248ZM263 161H264V159H263ZM263 161H260V162L262 163ZM203 162H206V161H203ZM236 162H237V161H236ZM253 162H254V163H253ZM90 163H91V162H90ZM170 163H171V162H170ZM208 163H209V161H208ZM239 163H240V162H239ZM256 163H257V162H256ZM263 163H264V162H263ZM165 164H166V163H165ZM204 164H206L205 166H206V168H207V166H208L207 163H204ZM211 164H212V163H211ZM244 164H245V163H244ZM7 165H8V164H7ZM96 165H97V164H96ZM129 165H130V164L128 163V166H129ZM131 165H132V164H131ZM213 165H212V166H213ZM238 165H239V164H238ZM249 165H250V164H249ZM197 166H198V165H197ZM197 166H196V168H199V170H198L199 172H200V170H202V169L205 168V166H204V168L202 167L203 164H202V166H201L202 168L199 167L200 164H199L198 167H197ZM209 166H211L210 163H209ZM212 166H211V167H212ZM214 166H213V167H214ZM239 166H241V165H239ZM243 166H244V165H243ZM106 167H107V166H106ZM219 167H221V166L219 165ZM241 167H242V166H241ZM258 167H259V166H258ZM262 167L264 168V165H263V164H262ZM16 168H17V167H16ZM88 168H89V167H88ZM111 168H112V167H111ZM129 168H130V167H129ZM191 168H192V167H191ZM263 168H262V169H263ZM89 169H90V168H89ZM207 169L209 170V169H212V168L208 167ZM242 169H243V167H242ZM242 169H241V170H242ZM244 169H245V167H244ZM251 169H252V168H251ZM253 169L255 170L256 168H253ZM17 170H18V169H17ZM96 170H97V169H96ZM139 170H140V169H139ZM141 170H142V169H141ZM195 170H196V169H195ZM241 170H240V171H237V170H236V171L241 173ZM254 170H253V171H254ZM0 171H1V170H0ZM2 171H3V170H2ZM134 171H135V170H134ZM148 171H149V170H148ZM198 171L196 170L197 174H201V173H198ZM209 171H210V170H209ZM209 171H208V172H209ZM247 171H248V170H247ZM247 171H246V172H247ZM253 171L251 170V172L253 173V176H254V178H252V179H255V177L257 178L259 175H261V177L264 175V172H263L261 169H259L258 171L256 170V171H257V172H256V173H257L256 176H255V174H254ZM89 172H90V170H89ZM166 172H167V171H166ZM187 172H188V171H187ZM208 172H207V174H208ZM210 172H211V171H210ZM213 172H214V171H213ZM234 172H235V170H234ZM246 172H245V173H246ZM183 173H184V171H183ZM211 173H212V172H211ZM240 173H239V174H240ZM249 173H250V170H249L248 173H246V174H249ZM260 173H263V175L260 174ZM186 174H187V173H186ZM195 174H196V173H195ZM202 174H203V173H202ZM202 174H201V178L198 177V183H199V179L202 180V181H203L204 179H206V178H205L206 176H205V177H204V176L202 177ZM207 174H205V175H207ZM209 174H210V173H209ZM236 174H238V173H236ZM241 174L243 175V173H241ZM241 174H240V175H241ZM60 175H61V174H60ZM176 175H177V174H176ZM187 175H188V174H187ZM214 175H215V173H214ZM250 175H251V174H249L248 176H250ZM257 175H258V176H257ZM5 176H6V175H5ZM87 176H88V173H87ZM87 176H86V177H87ZM105 176H106V175H105ZM118 176H119V175H118ZM195 176H198V175H195ZM195 176H194V177H195ZM199 176H200V175H199ZM251 176H252V175H251ZM253 176H252V177H253ZM207 177H208V179H206V180H207L209 183H206V186H209L208 184H211V182H210V181H211V178H210L209 176H207ZM6 178H7V177H6ZM96 178H97V177H96ZM173 178H174V177H173ZM184 178H185V177H184ZM202 178H203V179H202ZM209 178H210V181H209ZM243 178H244V175H243ZM249 178H251V177H249ZM258 178H259V177H258ZM262 178H263V177H262ZM87 179H88V177H87ZM104 179H105V178H104ZM119 179H120V178H119ZM161 179H162V178H161ZM161 179H160V180H161ZM195 179H196V177H195ZM259 179H260V178H259ZM96 180H97V179H96ZM105 180H107V179H105ZM180 180H181V179H180ZM187 180H188V179H187ZM245 180H246V179H245ZM99 181H100V180H99ZM189 181H190V180H189ZM204 181H205V180H204ZM214 181H215V180H214ZM216 181H217V180H216ZM256 181H257V180H256ZM260 181H261L262 183H264V181H262V179H261ZM108 182H109V181H108ZM196 182H197V180H196ZM200 182H201V181H200ZM203 183H204V182H203ZM203 183L201 182V183H199V184H202V185H203ZM4 184H5V183H4ZM94 184H95V183H94ZM173 184H174V183H173ZM180 184H182V183H180ZM194 184H196V183H194ZM204 184H205V183H204ZM243 184H244V183H243ZM255 184H256V182H255ZM14 185H15V184H14ZM184 185H185V183H184ZM213 185H214V184H213ZM245 185H246V184H245ZM256 185H257V184H256ZM1 186H2V184H1ZM26 186H27V185H26ZM124 186H125V185H124ZM195 186H196L197 188L201 187V186L198 187L197 184H196ZM195 186H194V187H195ZM206 186H203V187H205V190H206V191L204 190V188H203V190L205 191V193H206V192H209V193H210V191H207L208 189H206V188H208V187H206ZM22 187H23V186H22ZM184 187H185V186H184ZM211 187H212V186H211ZM215 187H216V186H215ZM234 187L236 188V186H234ZM77 188H78V187H77ZM109 188H110V187H109ZM178 188H179V187H178ZM209 188H210V187H209ZM243 188H245V187H243ZM254 188H255V187H254ZM189 189H190V188H189ZM195 189H196V188H195ZM213 189H214V188H212V190H213ZM174 190H175V189H174ZM209 190H210V189H209ZM239 190H240V188H239ZM245 190H247V189L245 188ZM21 191H22V190H21ZM193 191H194V190H193ZM201 191H202V189H201ZM214 191H215V190H214ZM118 192H119V191H118ZM169 192H170V191H169ZM198 192H200V191H198ZM244 192H245V191H244ZM1 193H2V192H1ZM24 193H25V191H24ZM203 193H204V192H203ZM205 193H204V194H205ZM214 193H215V192H214ZM214 193H213V194H214ZM118 194H119V193H118ZM194 194H195V193H194ZM206 194H208V193H206ZM82 195H83V194H82ZM169 195H170V194H169ZM196 195H197V194H196ZM198 195H199V194H198ZM201 195H202V194H201ZM209 195H210V194H209ZM5 196H6V195H5ZM92 196H93V195H92ZM203 196H205V195H203ZM210 196H213V195L211 194ZM257 196H258V195H257ZM206 197H207V196H206ZM263 197H264V196H263ZM95 198H96V197H95ZM148 198H149V197H148ZM183 198H184V197H183ZM193 198H194V197H193ZM198 198H199V197H197V198H195V199L197 200ZM204 198H205V197H204ZM208 198H209V197H208ZM185 199H186V198H185ZM202 199H203V198H202ZM206 199H207V198H206ZM206 199H205V200H206ZM242 199H244V198H242ZM248 199H249V198H248ZM196 200H195V202H196ZM200 200H201V199H200ZM205 200H204V201H205ZM208 200H209V199H208ZM210 200H212V199H210ZM88 201H89V200H88ZM135 201H136V200H135ZM137 201H138V200H137ZM139 201H140V200H139ZM191 201H192V200H191ZM216 201H217V200H216ZM216 201H213V200H212L211 202H216ZM242 201H243V200H242ZM206 202H207V201H206ZM217 202H218V201H217ZM188 203H189V202H188ZM219 203H220V202H218V204H219ZM17 204H18V203H17ZM221 204H223V203H221ZM224 204H225V203H224ZM224 204H223V205H224ZM119 205H120V204H119ZM136 205H137V204H136ZM191 205H192V204H191ZM214 205H215V204H214ZM216 205H217V204H216ZM153 206H154V205H153ZM188 206H189V205H188ZM194 206H195V205H194ZM225 206H226V205H225ZM249 206H250V205H249ZM29 207H30V206H29ZM220 207H221V206H220ZM222 207H224V206H222ZM226 207H228V206H226ZM115 208H116V207H115ZM188 208H189V207H188ZM197 208H198V207H197ZM197 208H196V209H197ZM224 208H225V207H224ZM19 211H20V210H19ZM110 211H111V210H110ZM6 212H7V211H6ZM111 214H112V213H111ZM187 215H188V214H187ZM190 215L192 216L193 214H192V213H191V214L189 213L188 216H190ZM11 216H12V215H11ZM194 216H195V215H194ZM194 216H193V217H194ZM4 217H5V216H4ZM113 217H114V216H113ZM115 217H116V216H115ZM175 217H176V216H175ZM196 218H199V217H196ZM187 219L190 221V218H187ZM199 219H200V218H199ZM200 220H201V219H200ZM94 221H95V220H94ZM189 221H188V222H189ZM191 221H192L191 224H195V223L197 222L196 220H195V221H196L195 223H193V220H191ZM191 221H190V222H191ZM89 222H90V221H89ZM167 222H168V221H167ZM188 222H187V224H188ZM190 222H189V223H190ZM3 223H4V222H3ZM176 223H177V222H176ZM198 223H199V225H200V222H199V221H198ZM201 223H202V222H201ZM170 224H171V223H170ZM191 224H190V227H191V229H192V231H193V228H196L197 226H196V227H193V225L191 226ZM171 225H172V224H171ZM188 225H189V224H188ZM199 225H198V226H199ZM205 225H206V224H205ZM150 226H151V225H150ZM194 226H195V225H194ZM175 227H176V226H175ZM188 227H189V226H188ZM188 227H187V228H188ZM190 227H189V228H190ZM192 227H193V228H192ZM201 227H202V226H199L198 228L200 229ZM198 228H197L196 230H198ZM202 228H203V227H202ZM32 229H33V228H32ZM147 229H148V228H147ZM205 229H207V228H205ZM208 229H213V228L209 227ZM82 230H83V229H82ZM85 230H86V229H85ZM174 230H175V229H174ZM201 230H202V229H201ZM213 230H214V229H213ZM4 231H5V230H4ZM26 231H27V230H26ZM162 231H163V230H162ZM171 231H172V230H171ZM189 231H190V229H189ZM189 231H188V232H189ZM203 231H204V230H203ZM203 231H202V232L200 231V233H201L200 235H202V234L205 233V232H203ZM215 231H216V230H215ZM144 232H145V231H144ZM185 232H187V230H186ZM190 232H191V231H190ZM193 232L195 233L196 231H193ZM193 232H191V234H194ZM198 232H199V230L197 231V234H198ZM208 232H209V230H207L206 233L209 234V235H211L212 230H210L209 233H208ZM216 232H217V231H216ZM206 233H205V234H206ZM219 233H220V231H219ZM191 234H190V235H191ZM195 234H196V233H195ZM197 234H196V236H197ZM212 234H213V233H212ZM221 234H222V233H221ZM16 235H17V234H16ZM139 235H140V234H139ZM184 235H185V234H184ZM222 235H223V234H222ZM193 236H195V235H193ZM198 236H199V235H198ZM206 236H207V235H206ZM211 236H213V235H211ZM129 237H130V236H129ZM168 237H169V236H168ZM222 237H223V236H222ZM222 237H221V238H222ZM145 238H146V237H145ZM174 238H175V237H174ZM191 238H192V237H191ZM197 238H199L198 240H201V241H202V240L205 239V241H206V238H205V237H204V238H203V237H197ZM200 238H203V239H200ZM208 238H209V237H208ZM224 238H225V237H224ZM123 239H124V238H123ZM195 239H196V238H195ZM210 239H211V238H210ZM210 239H208V240H210ZM212 239H213V238H212ZM212 239H211V240H212ZM222 239H223V238H222ZM131 240H132V239H131ZM196 240H197V239H196ZM198 240H197V243H199V244H203L204 241H202V243H201V242H199ZM226 240H227V238H226ZM220 241H221V240H220ZM228 241H229V240H228ZM169 242H170V241H169ZM169 242H168V243H169ZM211 242H212V241H211ZM211 242H210V244H211ZM213 242H214V241H213ZM223 242H225L224 239H223ZM168 243H167V244H168ZM182 243H183V242H182ZM214 243H215V242H214ZM130 244H131V243H130ZM177 244H178V243H177ZM185 244H186V243H184V247L186 246ZM187 244H188V243H187ZM206 244H209V242H207ZM206 244H205V245H206ZM215 244H216V243H215ZM223 244H224V243H223ZM230 244H231V245L227 244V245H228L227 248H228L229 246L231 247V248L229 247V248L231 249V251L228 250V253L230 252V255H228L227 252H225V253H227V254H225L224 252H223V253H224V254H223L222 252L218 251L217 254H216L214 257L212 256V257H213V260H212V257L210 256V258H211V260H212L211 264H225V263H227V264H235V262H237V261H238V262H241V261H239V258H237V256H234L235 253H237L238 255H239V254H240V255H243L241 264H245V263L247 262V259H246V258L243 260V258L246 256V255L244 256V253H243V251H242L243 249L239 248V246H238V248H237V246L233 245V246L235 247V249L237 248V250H235V251H237V252L234 251L235 253H233L232 251H233L234 247L232 246V243H231V242H230ZM22 245H23V244H22ZM203 245H204V244H203ZM225 245H226V244H225ZM225 245H224V246H225ZM179 246H180V245H179ZM208 246H209V245H208ZM213 246H216V245H213ZM158 247H159V246H158ZM209 247L211 248L212 246H209ZM232 247H233V248H232ZM27 248H28V247H27ZM168 248H169V247H168ZM181 248H182V247H181ZM185 248H186V250H187V247H185ZM227 248H225V249H227ZM229 248H228V249H229ZM123 249H124V248H123ZM205 249H206V250H209L208 247L205 248ZM205 249H204L203 247H200V248L198 249V252L195 251V252H196V256H195V257H196V260H195V262L193 261L195 264H207V263H206V262H207V258H205V255H206L205 252H207V251H205ZM214 249H215V248H214ZM214 249H213V250L210 249L208 253L210 254V251L213 252ZM225 249H224V250H225ZM240 249H241V250H240ZM19 250H20V249H19ZM149 251H150V250H149ZM189 251H190V249H189ZM191 251H192V250H191ZM226 251H227V250H226ZM238 251H241L243 254H242L241 252H238ZM166 252H167V251H166ZM192 252H193V251H192ZM178 253H179V252H178ZM220 253H222V256H224V255H228L229 257H231V258L228 257V259L226 258V261L229 260V259H230V260H229L228 262H225V258L222 257V259H224V261L222 262V259H220V258H221ZM122 254H123V253H122ZM189 254H190V253H189ZM209 254H207V255L209 256ZM211 254H212V253H211ZM232 254H233V255H232ZM237 254H236V255H237ZM128 255H129V253H128ZM184 255H188V253H185V252H184ZM184 255H182V256H184ZM191 255H192V254H191ZM207 255H206V256H207ZM231 255H232V256H231ZM240 255H239V256H240ZM182 256H180V257H178V258H181ZM188 256H189V255H188ZM192 256L194 257V255H192ZM208 256H207V257H208ZM239 256H238V257H239ZM18 257H19V256H18ZM165 257H166V256H165ZM190 257H191V256H190ZM226 257H227V256H226ZM232 257H233V258H232ZM235 257H236V259H238L237 261L234 259ZM145 258H146V257H145ZM158 258H159V257H158ZM160 258H161V257H160ZM169 258H170V257H169ZM182 258H183V257H182ZM186 258H189V257H186ZM120 259H121V258H120ZM190 259H191V258H190ZM190 259H188V260H190ZM231 259H232V260L234 259V260H233L234 263H233V261H232ZM240 259H241V258H240ZM127 260H128V259H127ZM188 260H187V261H188ZM128 261H129V260H128ZM131 261H132V260H131ZM180 261H182V259L179 260V263H180ZM190 261L192 262V260H190ZM209 261H210V260H209ZM230 261H231V262H230ZM163 262H165V261H163ZM184 262H185V260L182 261L181 263L184 264ZM188 262H189V261H188ZM188 262H187V263H188ZM191 262H190V263H191ZM193 262H192V263H193ZM238 262H237V263H238ZM120 263H121V261H120ZM133 263H134V262H133ZM176 263H177V262H176ZM187 263L185 262V264H187ZM192 263H191V264H192ZM194 263H193V264H194ZM5 264H6V263H5ZM131 264H132V263H131ZM177 264H178V263H177ZM246 264H247V263H246ZM248 264H249V263H248ZM253 264H254V263H253Z\"/></svg>","mask_w":264,"mask_h":264}]
</instances>
